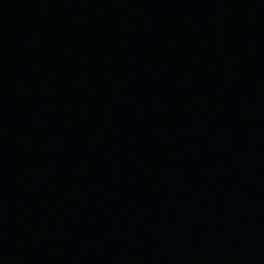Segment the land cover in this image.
Listing matches in <instances>:
<instances>
[{"label": "water", "instance_id": "obj_1", "mask_svg": "<svg viewBox=\"0 0 264 264\" xmlns=\"http://www.w3.org/2000/svg\"><path fill=\"white\" fill-rule=\"evenodd\" d=\"M159 0H0V116L99 52Z\"/></svg>", "mask_w": 264, "mask_h": 264}]
</instances>
